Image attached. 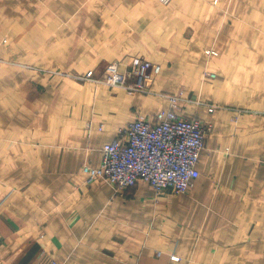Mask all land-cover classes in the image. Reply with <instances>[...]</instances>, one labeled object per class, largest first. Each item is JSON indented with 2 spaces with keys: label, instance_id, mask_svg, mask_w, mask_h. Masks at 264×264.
<instances>
[{
  "label": "crops",
  "instance_id": "0c3cea01",
  "mask_svg": "<svg viewBox=\"0 0 264 264\" xmlns=\"http://www.w3.org/2000/svg\"><path fill=\"white\" fill-rule=\"evenodd\" d=\"M0 55V264H264V0H0ZM133 55L150 92L79 78ZM180 91L210 125L186 192L86 179Z\"/></svg>",
  "mask_w": 264,
  "mask_h": 264
},
{
  "label": "built area",
  "instance_id": "2783aa9c",
  "mask_svg": "<svg viewBox=\"0 0 264 264\" xmlns=\"http://www.w3.org/2000/svg\"><path fill=\"white\" fill-rule=\"evenodd\" d=\"M163 4L169 0H159ZM208 52L214 53L212 50ZM5 60L0 55V67ZM124 68H119V63ZM160 63L133 55L128 61L109 62L99 75L88 69L84 76L93 83L121 86L127 90L150 92L153 78L159 73ZM180 92L167 93L169 107L160 109L152 120L138 115L126 126L119 128L117 136L103 143L101 162L82 165L87 180L105 178L116 192L134 185L138 179L146 180L156 193L163 191L186 192L199 175L197 162L205 144L209 124L194 116L176 111ZM215 105L208 109L213 111ZM89 130L91 124L87 121ZM103 124L98 126L102 129ZM171 258H178L172 254ZM53 264H61L53 261Z\"/></svg>",
  "mask_w": 264,
  "mask_h": 264
}]
</instances>
